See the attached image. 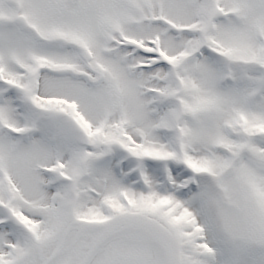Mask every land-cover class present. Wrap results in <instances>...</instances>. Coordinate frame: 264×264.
Listing matches in <instances>:
<instances>
[{
	"label": "snow or ice",
	"instance_id": "1",
	"mask_svg": "<svg viewBox=\"0 0 264 264\" xmlns=\"http://www.w3.org/2000/svg\"><path fill=\"white\" fill-rule=\"evenodd\" d=\"M0 264H264V0H0Z\"/></svg>",
	"mask_w": 264,
	"mask_h": 264
}]
</instances>
